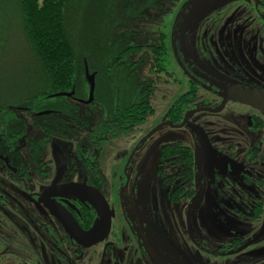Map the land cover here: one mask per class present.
Here are the masks:
<instances>
[{"label": "flooded vegetation", "instance_id": "flooded-vegetation-1", "mask_svg": "<svg viewBox=\"0 0 264 264\" xmlns=\"http://www.w3.org/2000/svg\"><path fill=\"white\" fill-rule=\"evenodd\" d=\"M243 2L248 8L239 17L240 24L246 20L242 35L232 30L239 40L253 41L238 46L241 51H253L251 74L228 55L236 51L233 46H220L229 68L221 75L213 73V67L212 71L199 69L192 57L185 59L174 38L167 46L169 64L158 82L184 81L196 91L194 99L202 93L213 101L208 110L190 112L183 126L191 127L190 121L197 120L201 111H224L229 118L223 121L220 135L194 130V146L185 145L188 163L172 157L169 160L181 166L164 165L160 172L158 161L156 174L165 194L158 198L146 194L139 219L137 213L127 211V174L109 186L99 171L96 149L103 144L98 143L95 128L101 121L88 126L92 102H81L88 96L72 89L71 97L34 95L39 99L31 100L33 107L7 105L0 125V264H264V56L260 59L264 3ZM213 18L221 21V17ZM148 46L135 60L128 56L136 50L127 52L130 73H135L137 62L144 63L148 72ZM231 90L259 96L262 108L232 99L219 108ZM60 98L62 104L50 106L49 102ZM178 98L165 119L176 127L189 110L180 120L173 116ZM77 130H85L83 142L74 133ZM54 147L65 150L60 162L52 159ZM83 182L106 202L110 226L96 240L80 238L79 242L68 228L69 220L88 233L98 229L102 213L76 196L43 194L53 184Z\"/></svg>", "mask_w": 264, "mask_h": 264}, {"label": "rangeland", "instance_id": "rangeland-1", "mask_svg": "<svg viewBox=\"0 0 264 264\" xmlns=\"http://www.w3.org/2000/svg\"><path fill=\"white\" fill-rule=\"evenodd\" d=\"M243 1L249 3L250 0H66L65 29L76 56V75L72 89L86 98L89 86L85 67L89 74L94 75L92 104L90 108L79 107L90 109L88 126L109 116L117 104L124 107L131 102L136 86L141 84L143 78L154 80L152 76L157 75L149 74L144 63L141 65L137 62L135 73L129 72L127 50L120 56L118 54L134 45L144 49L157 41L161 34H167L168 39L172 36L180 42V47L186 50L180 51L185 54V59L192 57L197 67L205 71H212L213 67L215 70L212 72L217 75L229 69L220 46H233L232 49L236 51H229L228 55L234 57L244 73L251 74L253 51H241L238 46L251 45L253 41H241L233 34V30H239L242 35L241 29L245 26L246 20L241 24L239 20L248 8ZM216 16L221 17L218 23L213 18ZM141 50L133 52L128 59L140 57ZM263 56L264 53L260 51L261 60ZM162 76L157 77L163 79ZM155 85L153 114L133 131L96 149L99 171L109 186L114 183V179L127 174L124 199L127 211L137 213H134L136 219L143 212L146 194L152 198L164 197V189L156 174L161 148L174 142L193 147L194 130L199 134L204 130L208 135H220L223 132V121L226 123L229 118L224 111H201L196 114L197 120L190 121L192 128L188 125H164L170 105L178 96L187 92L189 86L184 81L177 85L160 81ZM46 90L43 70L21 32L17 1L0 0V106H14ZM62 100H52L49 104L57 107L64 102ZM188 107L185 115L194 109L211 108L213 101L200 93ZM25 123L30 124V121L25 120ZM84 131L74 132L81 138L80 142H83ZM37 132L42 133L40 129ZM20 151L26 155L24 147ZM52 152L54 162H60L65 150L54 147Z\"/></svg>", "mask_w": 264, "mask_h": 264}, {"label": "trees", "instance_id": "trees-1", "mask_svg": "<svg viewBox=\"0 0 264 264\" xmlns=\"http://www.w3.org/2000/svg\"><path fill=\"white\" fill-rule=\"evenodd\" d=\"M20 10L21 32L23 38L39 62L47 82V90L39 94L49 95L60 92H69L74 86L76 73V56L74 47L67 36L65 25L66 0H16ZM264 3V0H259ZM172 36L168 39L167 34L158 36L157 41L149 44L148 53V72L152 75L161 74L166 71L169 64L167 58V46L171 45ZM175 43L179 45L183 52L184 47H180V42L175 38ZM157 46V47H155ZM143 49L140 46L128 47L121 50L118 54H124L130 50ZM186 51V50H185ZM119 60V59H118ZM157 80H142L137 84L136 92L131 102L121 107L118 104L113 112L103 118L96 125V133L99 136L98 143L104 144L110 140L126 135L145 122L154 112L152 96L155 90L154 84ZM153 78L155 76H152ZM187 92L182 93L174 107L173 116L180 120L184 113L189 109V104L194 100L196 91L190 85ZM39 97H27L22 103L30 105L31 100ZM20 103V102H19ZM20 103V104H22ZM5 107L0 106V125L1 113ZM46 119V117H44ZM172 157H180L178 163H188V148L180 142L165 144L160 151L158 170L163 171L164 165L181 166L176 160H169ZM175 161V163H174ZM162 166V167H161ZM176 170V169H175ZM173 170V171H175Z\"/></svg>", "mask_w": 264, "mask_h": 264}, {"label": "water", "instance_id": "water-1", "mask_svg": "<svg viewBox=\"0 0 264 264\" xmlns=\"http://www.w3.org/2000/svg\"><path fill=\"white\" fill-rule=\"evenodd\" d=\"M85 71H86V78H87L88 86H89L88 99L86 101H81V102L87 105L93 101L94 75L88 73L87 67H85ZM73 94H74V91L71 90L70 92L55 93L51 95L50 97L52 98L71 97ZM227 96L228 97H224V101L219 108H221L224 105V102L227 99H232V100L245 103V104H248L254 107L262 108V106L259 105V102H258L259 96L253 95L251 93L231 90L227 93ZM219 108L213 111L216 112L219 110ZM202 110H208V109H202ZM41 114H44V113H41ZM191 114L192 113H188L187 115H185L184 120L177 127H182L187 122V119L189 118ZM163 124L171 126V127H176L168 122H165ZM54 193L56 195L76 196V197L82 198L102 213V219H101L98 229L92 232H88V233L82 232L80 228L72 220H69L68 228L69 230L72 231L73 238L75 240L79 242H80V238L96 240V238L99 236L100 233L101 234H103V232H105V234L107 233V231L109 230V226H110V219L109 217L105 215V213L106 211H109V209H108L106 202L104 201V199L102 198V196L96 189L87 186L85 182L80 183V184L70 183V184H65L61 186H55L53 184L44 192L43 196L48 197Z\"/></svg>", "mask_w": 264, "mask_h": 264}]
</instances>
